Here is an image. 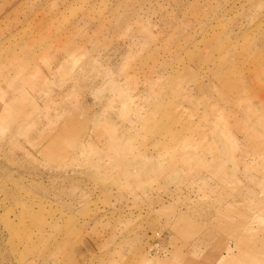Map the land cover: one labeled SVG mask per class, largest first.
Returning a JSON list of instances; mask_svg holds the SVG:
<instances>
[{"label": "rangeland", "instance_id": "1", "mask_svg": "<svg viewBox=\"0 0 264 264\" xmlns=\"http://www.w3.org/2000/svg\"><path fill=\"white\" fill-rule=\"evenodd\" d=\"M0 264H264V0H0Z\"/></svg>", "mask_w": 264, "mask_h": 264}]
</instances>
